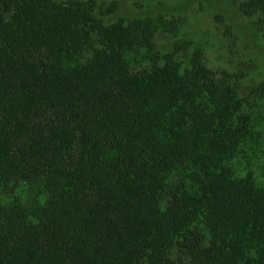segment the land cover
I'll return each mask as SVG.
<instances>
[{
	"label": "trees",
	"instance_id": "1",
	"mask_svg": "<svg viewBox=\"0 0 264 264\" xmlns=\"http://www.w3.org/2000/svg\"><path fill=\"white\" fill-rule=\"evenodd\" d=\"M139 45L88 5L0 0V264H264V87Z\"/></svg>",
	"mask_w": 264,
	"mask_h": 264
},
{
	"label": "rangeland",
	"instance_id": "2",
	"mask_svg": "<svg viewBox=\"0 0 264 264\" xmlns=\"http://www.w3.org/2000/svg\"><path fill=\"white\" fill-rule=\"evenodd\" d=\"M52 2L88 5L104 24L124 27L141 44L142 56L156 54L161 62L171 59L181 74L198 64L210 73L232 78L241 99L252 89L264 87V14L260 4L253 6L246 0ZM250 111L257 118L258 144L264 154V104L255 103ZM249 169L257 181L264 182V156L254 154Z\"/></svg>",
	"mask_w": 264,
	"mask_h": 264
}]
</instances>
